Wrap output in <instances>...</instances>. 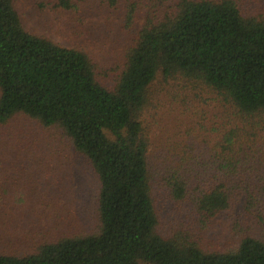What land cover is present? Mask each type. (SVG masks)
<instances>
[{
	"label": "trees",
	"instance_id": "1",
	"mask_svg": "<svg viewBox=\"0 0 264 264\" xmlns=\"http://www.w3.org/2000/svg\"><path fill=\"white\" fill-rule=\"evenodd\" d=\"M16 2L0 0V153L59 140L94 172L99 221L0 264H264V0H55L117 19L110 66L28 31ZM171 80L221 100L211 143L148 128ZM220 218L237 240L206 248Z\"/></svg>",
	"mask_w": 264,
	"mask_h": 264
},
{
	"label": "rangeland",
	"instance_id": "2",
	"mask_svg": "<svg viewBox=\"0 0 264 264\" xmlns=\"http://www.w3.org/2000/svg\"><path fill=\"white\" fill-rule=\"evenodd\" d=\"M56 4L55 0H17L16 8L24 27L32 33L62 46L80 47L107 66L120 59L123 44L116 36L117 19L109 17L108 12L92 10L89 2L79 3L80 14L76 8L63 9ZM184 83L171 80L172 88L168 83L154 85L161 101L156 97V107L146 114L148 128H154L156 139L167 135V129L182 133L177 139L187 144L204 138L207 130L211 143L210 127L218 128L221 120H226L222 102ZM61 144L46 137L39 152L1 151L0 252L24 255L35 251L41 242L97 230L98 184L94 172L83 157ZM171 219L169 214L165 220ZM233 220L220 218L204 228V246L223 249L235 243Z\"/></svg>",
	"mask_w": 264,
	"mask_h": 264
}]
</instances>
